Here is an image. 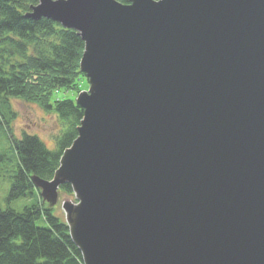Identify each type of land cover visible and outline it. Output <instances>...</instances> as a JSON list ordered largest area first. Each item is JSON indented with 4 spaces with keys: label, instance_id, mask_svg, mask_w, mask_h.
<instances>
[{
    "label": "water",
    "instance_id": "95a60500",
    "mask_svg": "<svg viewBox=\"0 0 264 264\" xmlns=\"http://www.w3.org/2000/svg\"><path fill=\"white\" fill-rule=\"evenodd\" d=\"M84 42L51 179L83 264H264V0H34Z\"/></svg>",
    "mask_w": 264,
    "mask_h": 264
},
{
    "label": "trees",
    "instance_id": "16d2710c",
    "mask_svg": "<svg viewBox=\"0 0 264 264\" xmlns=\"http://www.w3.org/2000/svg\"><path fill=\"white\" fill-rule=\"evenodd\" d=\"M35 3L0 0V101L16 97L36 103L46 112L54 113L64 130L55 138L53 149H47L37 136L26 133L20 139H12L19 165L7 201L36 190L31 175L52 178L63 150L75 139L83 116V109L73 98L57 95L72 91L76 96L86 87L87 80L79 66L84 42L75 30L55 21L26 18L25 13ZM0 117L7 126L1 112ZM62 195L73 197L69 184L60 186L59 196ZM41 217L47 227L35 224ZM0 264H83V261L64 220L40 199L20 212L0 208Z\"/></svg>",
    "mask_w": 264,
    "mask_h": 264
},
{
    "label": "rangeland",
    "instance_id": "374dc122",
    "mask_svg": "<svg viewBox=\"0 0 264 264\" xmlns=\"http://www.w3.org/2000/svg\"><path fill=\"white\" fill-rule=\"evenodd\" d=\"M88 84L84 89H87ZM79 93V92H78ZM77 94V93H76ZM58 98L75 99L72 91H62L57 95ZM8 102L0 101V112L4 115L5 126L2 121L0 124V208L5 210L7 207L15 211H22L25 207L37 204L38 192L22 196L7 201L13 176L17 172L19 160L13 148L12 139H20L24 133L37 136L47 147L55 148V138L64 130V125L54 113L43 110L38 104L26 102L20 98L9 97ZM73 197L66 195L59 196L58 202L53 207L54 213L64 220V214L60 207L62 200H72ZM43 202V201H42ZM48 207L46 202H43ZM38 227H47L48 223L43 217L36 219Z\"/></svg>",
    "mask_w": 264,
    "mask_h": 264
}]
</instances>
